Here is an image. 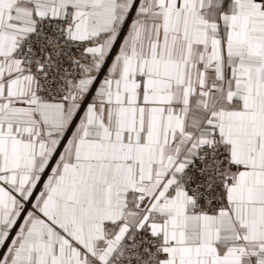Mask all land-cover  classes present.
Returning <instances> with one entry per match:
<instances>
[{"label": "snow or ice", "instance_id": "6c2138e0", "mask_svg": "<svg viewBox=\"0 0 264 264\" xmlns=\"http://www.w3.org/2000/svg\"><path fill=\"white\" fill-rule=\"evenodd\" d=\"M0 264H264V0H0Z\"/></svg>", "mask_w": 264, "mask_h": 264}]
</instances>
